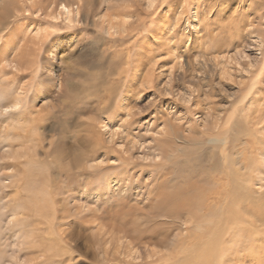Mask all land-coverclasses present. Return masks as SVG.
I'll return each mask as SVG.
<instances>
[{"label":"rangeland","instance_id":"1","mask_svg":"<svg viewBox=\"0 0 264 264\" xmlns=\"http://www.w3.org/2000/svg\"><path fill=\"white\" fill-rule=\"evenodd\" d=\"M48 1L0 0V51L7 52L0 60V79L22 85L34 113L45 115L41 155L59 140H66V153H78L68 149L77 138V125L66 128V138L60 125L64 113L73 111L79 123L93 122V132L104 145L97 160L116 167L94 179L97 196H85V185L78 186L70 172L68 196L57 195L55 205L59 213L65 205L68 213L81 217L89 211L100 215L135 208L141 211L134 215L140 227L157 228L164 241L129 245L128 238H103L97 227L73 226V240L66 239L73 254L62 264H156L167 257L161 255L170 247L166 244L185 234L188 226L181 218L155 217L148 208L147 192L157 182L154 173L167 163L159 148L173 155V162L209 150L218 154L222 136L227 141L233 132L221 133L229 127L223 124L232 112L228 101L243 97L251 116L264 111V0H71L69 20L55 4L45 9ZM33 57L37 72L24 65L18 70L12 61ZM200 63L205 70L199 69ZM32 83L35 88L28 90ZM32 96L36 100H27ZM15 111L0 113V133ZM209 137L215 140L209 143ZM224 147L228 155L241 148L239 143ZM7 149L3 143L0 152ZM241 157L239 162L245 155ZM258 174L252 173L256 178L250 196L262 199L264 179L259 181L263 174ZM64 176L59 175L60 181L68 180ZM255 215L257 210L244 216L250 223ZM21 218L0 206V264H15L11 257L19 262L26 256L19 244L24 239ZM255 222H239L231 228L236 233H225L217 248L211 242L208 250L213 254L186 255L195 247L190 244L174 257L186 264H264V225ZM62 228L71 227L64 223ZM153 249L160 256L148 255Z\"/></svg>","mask_w":264,"mask_h":264},{"label":"bare ground","instance_id":"2","mask_svg":"<svg viewBox=\"0 0 264 264\" xmlns=\"http://www.w3.org/2000/svg\"><path fill=\"white\" fill-rule=\"evenodd\" d=\"M151 1L148 0L147 3H151ZM54 4L55 7L59 6V9H63L66 19L69 20L72 11L71 0H49L45 4V9ZM41 6L43 4H39V7ZM75 9L78 13L77 5ZM6 55L7 52L1 53L0 51V60L2 61ZM12 61L18 70L17 66L24 65L25 69L38 71L34 57L17 61L13 58ZM198 66L199 69L205 70L206 66L203 63ZM38 79L39 77L35 81L40 83ZM11 80L0 79V113L7 109L16 110V114H12L10 119L5 121L0 133V147L3 143L8 147L7 150L0 152V206L7 207L11 217L15 218L18 215L23 217L19 221V228L24 234V239L19 244L23 243L20 250H26L23 260L18 262L11 257L12 263L14 261L15 264H44V262H47L46 264H62L66 255L73 254L71 248L66 244V239L73 240V226L79 228L97 227L99 228L97 233H100L101 236L109 234L111 239H115L117 242L122 238H128L129 245L145 242L164 245L162 237L158 236L157 228L140 227L141 224L134 218V215L141 211H137L135 208L123 211L119 207L112 212H103L100 215L95 214V211H89L88 214L81 217L68 213L70 210L65 205H61L59 213V208L57 209L55 205V197L61 194L62 199L67 198L68 182L71 181L68 177L71 173H73V179L78 186L85 185L83 193L85 196L90 193L96 195L94 187L98 188L99 184L94 179L104 175L110 168L116 167L103 165V160H97V157L102 154H99L100 147L104 148V145L99 144L93 132V122L79 123L77 118L72 115L73 111L64 113L67 116L62 118L60 125L63 127V138H66L65 131L68 126L77 125L74 126L78 131L75 132L77 138L73 143L71 142L68 149L70 152L77 150L78 153L75 152L76 154L73 155L66 153V140L65 142L59 140L41 155L38 147L42 142L41 128L46 122L45 115L34 113L33 108L26 101V92L28 91L22 85L17 86ZM34 88L33 83L28 85V90ZM27 100H36V98L32 96ZM228 104L232 107V112L223 124L229 125V127L221 133L228 134V130L234 133L229 132L231 135L228 134L227 141H225L227 135L222 136L218 154H215L218 152L216 150L215 152L207 150L208 152L205 151L191 159L173 162V155H169L166 150L159 148L162 159L167 163L161 164L162 169L154 173V179L157 182L147 192V195L151 197L148 208L155 217L181 218L182 223L188 226L185 227V231H187L185 234L180 233L179 236H175L177 238H173L171 243L166 244L170 247L166 248L167 253L161 255H167V257L160 259L156 264H169V262L173 264V260H176L174 255L184 254L185 247L190 244L195 247L186 255L213 254V251L208 250L209 244L213 242L217 248L222 236L229 233L234 226L239 225V222L249 223V220L247 221L245 218L247 216L244 215L252 214L255 210L258 215H255L256 219L250 220L249 224H254L256 221L261 226L264 225V198L250 196L252 189L249 187L251 181L256 178L254 176L258 173L263 174L262 176L258 174V180L264 179V111H258L259 113L257 112L255 116H251L243 97L235 103L228 101ZM222 110L225 113L227 108L223 106ZM55 117L53 115V118ZM233 118L235 119L233 120ZM220 119H222L221 116ZM216 129L218 130L219 127ZM213 140H215L214 137L210 138L208 142H213ZM238 143L241 147L240 150L230 151L231 153L228 155L229 151L227 152L224 146L227 144L235 147ZM175 151L182 153L184 150L176 148ZM104 154L106 153L103 152ZM242 154L245 155L244 160L239 162V157ZM71 155L72 157H70ZM95 159L97 162L93 163ZM62 161L65 162L61 164ZM121 169L126 171L123 165ZM253 172H256V175L253 176ZM59 175H65L68 180L60 181ZM2 177L8 178L9 182L4 183ZM240 181L245 183L242 185ZM63 182L65 183L62 185ZM89 187H91L90 190ZM69 196L74 197L72 194ZM77 209L78 207L76 211ZM239 210L242 212L239 213ZM69 217L72 219L65 222V219ZM64 223L70 225V230L65 231L62 228ZM252 226L255 227V225ZM231 232L236 233L235 230ZM256 235L258 234L255 233ZM104 237L106 238V236ZM103 249L105 250V248ZM217 252L219 251L217 250ZM41 255L44 256L42 261L39 260ZM148 255L151 257L153 255L160 256L159 252L154 249ZM2 256L0 250V260ZM180 261L176 260L174 264H186L187 260Z\"/></svg>","mask_w":264,"mask_h":264}]
</instances>
